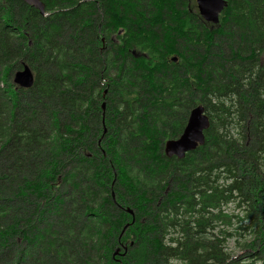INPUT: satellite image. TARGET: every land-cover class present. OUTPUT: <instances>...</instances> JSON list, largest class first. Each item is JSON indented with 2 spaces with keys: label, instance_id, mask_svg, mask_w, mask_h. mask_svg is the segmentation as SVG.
I'll list each match as a JSON object with an SVG mask.
<instances>
[{
  "label": "trees",
  "instance_id": "trees-1",
  "mask_svg": "<svg viewBox=\"0 0 264 264\" xmlns=\"http://www.w3.org/2000/svg\"><path fill=\"white\" fill-rule=\"evenodd\" d=\"M41 1L0 0V264H264V0Z\"/></svg>",
  "mask_w": 264,
  "mask_h": 264
},
{
  "label": "water",
  "instance_id": "water-1",
  "mask_svg": "<svg viewBox=\"0 0 264 264\" xmlns=\"http://www.w3.org/2000/svg\"><path fill=\"white\" fill-rule=\"evenodd\" d=\"M29 6L34 7L40 14L46 15L44 10V3L41 0H21ZM197 10L201 18L212 25L218 24L221 12L227 6V0H195ZM175 61L176 57H172ZM34 76L28 66H23L21 69L16 70L12 75V83L20 88H30L33 84ZM104 109V103L102 104ZM209 118L204 111L202 105H196L189 111L186 124L181 134L175 139H168L164 143V153L166 156H174L181 159L189 151L194 150L199 145L204 143V130L208 128ZM126 212L132 214L130 208ZM134 219L130 223H132ZM130 223H126L121 234L128 227ZM120 234V235H121ZM121 248L123 251L121 252ZM125 245L118 246L113 251V257L116 255H123L126 252Z\"/></svg>",
  "mask_w": 264,
  "mask_h": 264
},
{
  "label": "rangeland",
  "instance_id": "rangeland-1",
  "mask_svg": "<svg viewBox=\"0 0 264 264\" xmlns=\"http://www.w3.org/2000/svg\"><path fill=\"white\" fill-rule=\"evenodd\" d=\"M10 83H12V77L10 78ZM106 93V89L104 90L103 92V95ZM104 103V108H105V101H102L101 103V109H102V104ZM103 115H104V109H102V122H103ZM106 128L103 127V130H102V136L103 134L106 132ZM101 140V138L99 139V141ZM112 196H113V199H114V195L112 193ZM227 209L229 211H232L234 210V205L230 204L228 205ZM126 210V209H125ZM251 238V237H250ZM249 238V239H250ZM246 239H247V236H246ZM132 244V242H130ZM121 250L123 251V249L121 248ZM120 250V251H121ZM226 250L230 253L231 256H233V258L237 257L238 259L244 254L245 250H243L242 248H237V247H234V243L231 239H228L226 241ZM241 262V261H240ZM249 259L245 260V262H242V263H249ZM256 264H259V263H256Z\"/></svg>",
  "mask_w": 264,
  "mask_h": 264
},
{
  "label": "flooded vegetation",
  "instance_id": "flooded-vegetation-1",
  "mask_svg": "<svg viewBox=\"0 0 264 264\" xmlns=\"http://www.w3.org/2000/svg\"><path fill=\"white\" fill-rule=\"evenodd\" d=\"M195 1V0H194ZM195 5H196V2H195ZM196 10H197V6H196ZM197 12H198V10H197ZM198 15H199V12H198ZM199 17L201 18V16L199 15ZM174 57V56H173ZM171 60H172V58H171ZM173 61V60H172Z\"/></svg>",
  "mask_w": 264,
  "mask_h": 264
}]
</instances>
